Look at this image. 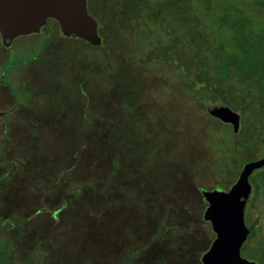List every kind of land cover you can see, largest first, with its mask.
Returning a JSON list of instances; mask_svg holds the SVG:
<instances>
[{
	"label": "rangeland",
	"instance_id": "obj_1",
	"mask_svg": "<svg viewBox=\"0 0 264 264\" xmlns=\"http://www.w3.org/2000/svg\"><path fill=\"white\" fill-rule=\"evenodd\" d=\"M86 7L95 16L91 0H86ZM193 8L200 13L202 6L196 2ZM56 28L52 18H47L37 32L17 35L8 45L0 41V127L5 123L4 134L0 133V234L9 243L12 234H20L14 240L15 260H24L40 233L45 240L41 264H118L130 250L134 254L129 264H152L156 258L164 259L158 264H201L199 256L214 233L202 218L206 202L200 188L228 186L244 161L264 153V134L257 140L248 139L250 131L241 129L244 115L239 103H227L239 113L237 121L219 123L206 108L199 107L195 110L200 112L198 115H187L181 108L180 96H173L172 103L168 101L163 69L154 74L126 71L133 80L125 73L126 80L121 85L127 92L140 93L145 106L144 113L128 118L135 120V127L130 126L123 119L127 116L115 92L102 97L108 88L106 81L102 86L97 72L98 83L89 89L91 98L93 95L97 104L116 103L117 138L122 137V128L128 135L126 140L118 139L125 148L115 142L109 147L102 145V140H96V128L92 132L86 126L77 130L80 123L85 124L79 119L86 115L84 92L89 88L84 83L88 78L84 59L93 48L75 36L62 35ZM212 31L214 35L222 32L220 28ZM93 53L101 54L96 49ZM111 66L112 61L107 70ZM115 78L118 81L117 74ZM145 83L155 90L150 86L142 89L147 87ZM64 106L74 114L61 126L63 121L51 119ZM94 123L100 125L98 119ZM75 132L86 135L80 149L97 151L99 158L92 155L87 159L75 148ZM32 133L37 135L36 145L42 148L28 147ZM133 165L139 166L144 181L143 186H138L141 198L133 205L124 201V190L118 192L105 184L102 194L97 191L80 195L81 207L71 205L77 201H70L54 217L49 211L38 213L39 200L44 199L42 202L49 208L58 206L59 194L69 179L101 184L108 176L105 167L119 166L115 176L109 177L119 185L130 179L128 170ZM261 167L249 176L250 201L262 204L259 217L264 212V193L255 195L254 179ZM38 177L43 183L38 184ZM153 182L164 186L153 188ZM44 193L46 197L40 196ZM92 195L99 197L98 207L94 208ZM3 219L6 223L1 224ZM158 226L163 227L162 232H157ZM261 227L258 232H262ZM127 243L130 250H124ZM144 244L147 245L143 247ZM251 245L252 240L240 248V253L252 257L255 264H264V250Z\"/></svg>",
	"mask_w": 264,
	"mask_h": 264
},
{
	"label": "trees",
	"instance_id": "obj_2",
	"mask_svg": "<svg viewBox=\"0 0 264 264\" xmlns=\"http://www.w3.org/2000/svg\"><path fill=\"white\" fill-rule=\"evenodd\" d=\"M91 2L100 35L99 43L90 44L84 39L72 36L76 40H80L81 43L98 50L102 56L101 54L95 55L93 49L86 53L84 67L88 78L85 79L84 83L88 84L89 88L84 92V95L87 96L85 101L86 115L83 120L82 118L79 119L85 124L80 123L77 130L81 131L86 126V130L92 132L96 128L94 133L97 135L96 140H102V145L109 147L114 142L116 145L118 144L119 138L117 137L119 135L116 134L117 126L115 124V119L118 116L116 113L117 104L107 101L97 104L94 96L92 95L91 98L90 95V87H94L98 83L96 81L97 72L98 75L100 73L97 77L102 80V86L103 81H106L108 88L102 97L110 95L113 90L114 95L119 100L118 103H121L125 110L127 117L124 116L123 119L130 126H134L135 120L130 121L128 118L138 116L141 114L140 112L144 113V99L140 98V93L127 92L121 85L126 80L125 73L133 80V76L126 71L154 74L155 71L163 69L165 71L162 72V75L167 85L168 101L172 103L173 96H180L181 108L186 114L189 113L187 115L191 113L198 115L200 112H195L198 107L205 109L202 103L203 98L219 99L229 104L239 103L241 114L247 117V121L244 117L241 118L242 131L244 128L250 131L249 140H257L258 137L263 136L264 0H91ZM196 2L202 6L200 13H196L193 8ZM52 20L56 26V21ZM219 28L222 32L214 35L212 30ZM57 30L59 31V29ZM111 61V70H107ZM146 64H148L147 67ZM116 74L118 81L115 78ZM151 84L155 85L154 82ZM144 85L147 87L142 89L150 86L153 91L155 90L154 86L149 83ZM157 85L159 86L158 83ZM171 108L172 111L175 110L173 104ZM68 109L64 106L51 121L56 123L63 121L61 126L65 125L67 121L72 119L70 115L74 114L71 109ZM201 113L204 114L202 111ZM96 119L100 121V125H95ZM214 120L220 123L216 117ZM4 132L5 123L3 122L0 133L4 134ZM34 133L37 134L36 130ZM1 134L0 136H2ZM35 134L29 136L27 145L30 148H42L36 145L37 135ZM74 136H76L74 140L77 142L75 148H83L84 146L81 147V144L86 142V135L75 132ZM127 138V132L122 128L120 139L126 140ZM119 145L124 147L121 144L117 146ZM0 148H2V144ZM81 151L86 154L87 159L92 155H97L98 158L100 156L99 152L88 151V148ZM36 153L38 154V152ZM105 168L108 176L106 178L103 176L105 179L101 184L91 181L87 184L88 179L80 182L69 179L62 188V194H59L58 206L49 208L48 204L42 202L44 199L39 200L41 206L38 208V213L45 214L49 211L50 216L54 217V213L71 203L70 201H77V204L71 205L81 207L80 195L84 192L95 194L97 191L102 194V190H105V184L112 185L114 188L111 189L118 192L124 190V196H127L124 201H127L129 205H133L136 199L141 198V189H138V186H143L144 181L139 166H131V170H128L131 172L130 179L119 185L110 181L115 176L119 166ZM263 169L261 167V170ZM122 170L127 171V168ZM261 170L256 173L254 179L255 195L264 193V171ZM133 174L136 175V178L132 177ZM109 177L111 178L109 179ZM36 180H38V184L43 183L39 177ZM150 185L153 188L164 186L158 182H153ZM46 195L47 193H44L40 196L46 197ZM92 196L91 199L96 202L94 208L98 207L97 205L101 204L99 197ZM255 203L256 200L251 202V205H255ZM6 219L11 220L12 218ZM6 219H3L1 224ZM261 226L262 232H258L257 229V232H253L254 235H251L247 243L252 240L251 248L257 246L264 250V216ZM162 229V226H158L157 232ZM157 232L156 234H158ZM19 235V233L12 234L11 243H9L7 237L0 234V264H41L44 262L41 257L44 253L42 243L45 240L40 233L36 237L34 248L26 254L24 260H15L14 240H17ZM8 243L9 248H7ZM146 245L144 244L143 247ZM129 247L128 243L125 244L124 250H130ZM130 252L126 258L121 261L118 260L117 263L129 264L130 257L134 254V251L130 250ZM159 262L164 263V259L156 258L152 264Z\"/></svg>",
	"mask_w": 264,
	"mask_h": 264
},
{
	"label": "water",
	"instance_id": "obj_3",
	"mask_svg": "<svg viewBox=\"0 0 264 264\" xmlns=\"http://www.w3.org/2000/svg\"><path fill=\"white\" fill-rule=\"evenodd\" d=\"M47 18L56 21L63 35H74L90 44H97L100 35L97 20L86 7V0H0V41L8 45L17 35L37 31ZM209 115L222 122L237 121L239 113L227 103L203 98ZM264 166V153L242 163L234 180L226 187L200 188L206 201L202 218L209 222L214 236L200 254L201 264H255L240 254V246L252 229L256 217L246 225L243 213L250 193L249 176Z\"/></svg>",
	"mask_w": 264,
	"mask_h": 264
},
{
	"label": "flooded vegetation",
	"instance_id": "obj_4",
	"mask_svg": "<svg viewBox=\"0 0 264 264\" xmlns=\"http://www.w3.org/2000/svg\"><path fill=\"white\" fill-rule=\"evenodd\" d=\"M258 169V168H256ZM255 169V170H256ZM227 187V186H226ZM224 187V188H226ZM250 190H251V184H250ZM250 196H251V192L249 193ZM250 196L248 197V200L246 202V205H245V209H244V213H243V219H244V223L248 226L252 223V221L254 220V218L256 217V212L259 208L260 205H262L260 202L261 201H258L255 203V205H251V201H250ZM263 199V198H262ZM261 199V200H262ZM206 202V201H205ZM206 205V204H205ZM264 205V203H263ZM260 214V213H259ZM263 215H259L257 216V221L255 222L254 226L252 227V229L248 232V234L246 235L245 239L243 240V242L241 243V246H244V244L246 245L247 241L250 239L251 235L253 236L255 232H257V229L261 226V223L263 222ZM207 221V220H206ZM254 232V233H253ZM241 254V253H240ZM243 257H246L248 259H253V258H250L246 255H243L241 254ZM255 262V261H254Z\"/></svg>",
	"mask_w": 264,
	"mask_h": 264
}]
</instances>
